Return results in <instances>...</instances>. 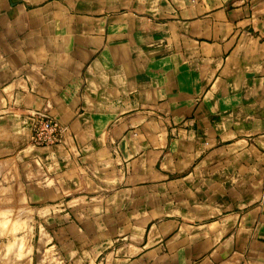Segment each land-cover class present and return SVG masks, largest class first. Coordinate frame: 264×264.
<instances>
[{
  "label": "crops",
  "instance_id": "0c3cea01",
  "mask_svg": "<svg viewBox=\"0 0 264 264\" xmlns=\"http://www.w3.org/2000/svg\"><path fill=\"white\" fill-rule=\"evenodd\" d=\"M0 261L264 264V0H0Z\"/></svg>",
  "mask_w": 264,
  "mask_h": 264
},
{
  "label": "built area",
  "instance_id": "2783aa9c",
  "mask_svg": "<svg viewBox=\"0 0 264 264\" xmlns=\"http://www.w3.org/2000/svg\"><path fill=\"white\" fill-rule=\"evenodd\" d=\"M67 128L58 121L35 115L33 118L32 135L30 142L38 147H52L60 143L62 135Z\"/></svg>",
  "mask_w": 264,
  "mask_h": 264
},
{
  "label": "rangeland",
  "instance_id": "374dc122",
  "mask_svg": "<svg viewBox=\"0 0 264 264\" xmlns=\"http://www.w3.org/2000/svg\"><path fill=\"white\" fill-rule=\"evenodd\" d=\"M0 264H2L1 261H0Z\"/></svg>",
  "mask_w": 264,
  "mask_h": 264
}]
</instances>
